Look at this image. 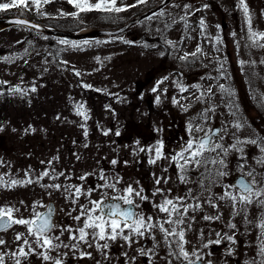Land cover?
Segmentation results:
<instances>
[{
	"label": "flooded vegetation",
	"instance_id": "flooded-vegetation-1",
	"mask_svg": "<svg viewBox=\"0 0 264 264\" xmlns=\"http://www.w3.org/2000/svg\"><path fill=\"white\" fill-rule=\"evenodd\" d=\"M195 1L193 0V4L199 5L188 23L191 31L198 29L199 26L203 28L198 22V16L203 14L202 6L205 9L206 3L215 2L218 7L221 6L218 0H199V3ZM235 3L234 24L236 25L233 37L226 32L228 25L226 14L221 16L223 39L216 42L215 39V41L206 39L204 35H196V37L190 35L191 42L190 45L186 44V52L177 51L178 56L185 59L186 67L190 71L187 75L183 72L173 73L174 83L171 88L168 90L166 88L167 77L158 78L159 73L154 72L140 83L137 91L127 93L119 104L111 103L107 106L108 111L111 112V117L107 116L110 123L105 130L100 131L105 135L110 146L107 151L110 158L103 159L104 163H100L104 165L101 169L107 173L84 174L81 176L83 179L79 177L71 185L67 183L69 177L66 180H57L60 181V185L63 184V194L69 196L73 211L77 210L75 216L69 215L61 221L62 230L58 242L63 243L60 237L63 236V231L68 230L71 236L70 246L74 250V256L67 259L68 263L264 264L262 248L256 253H238L242 250L241 241L244 233L241 230L244 229H249L254 241L264 246V229L260 227L264 223V208L256 203L255 195L252 196L254 202L251 205H245L239 202V199L234 202L230 198L231 195L239 198L244 194L239 187V177L244 176L249 183L254 179L256 183L252 184V187L255 192L264 188V174L255 170L251 171V175L239 170L230 174L226 172L227 166L244 165L243 160H251V163L247 161L246 165H264L258 162L264 159V151H262L264 150V77H260L261 72L255 70L253 73L250 72L247 78L243 77L245 84L242 85L237 54L227 48L231 43L236 47L237 44L241 46L247 43L246 46L251 48L252 52L264 51V39L261 38L264 36V0H249V4L245 0L249 9L247 15L251 17L250 26L239 0ZM208 10L206 9L205 12L207 13ZM242 24L245 25L243 31H241ZM199 31L200 29L197 30V34H200ZM253 33L256 35L253 36ZM147 49L156 50L157 47L149 46ZM226 58L238 75H234L235 82L239 81L235 85L231 84L229 73L222 70ZM251 76L258 78L252 81V78L248 79ZM247 79L249 82H246ZM227 101L234 112V119L229 117L231 116L229 112H226ZM220 118L223 121L229 118L228 121L232 123L230 127L235 128L233 142L222 137L224 126L222 127ZM245 130L249 133L244 132ZM202 140H207V144L203 155L197 157L199 160L197 164L191 160V152ZM190 141L194 142V147L186 151ZM251 141L256 143L248 146V142ZM77 143L79 144V141ZM217 145L219 147H216ZM91 146L96 147L97 143L94 142ZM210 148L215 150H208ZM186 159L187 163H185ZM94 165H98L97 153ZM106 185H115V187ZM129 186L140 193V196L133 194L131 197L134 201L133 206L125 204L120 199L127 195L125 189ZM102 187L105 189H101ZM76 188L80 189L79 194L76 193ZM141 196L146 199L142 200ZM92 200L100 203V208L95 211H92L94 208L90 203ZM166 200H172L178 211H172L173 205H166L169 212L160 211L158 206L164 205ZM59 204L65 206L61 200L55 201L50 198L42 209L43 211L51 206L54 213L52 222L54 227L45 234L56 227ZM82 206L88 210V215L104 217L109 221L116 219L121 223V227L124 220L119 212L130 209L146 220L150 217L154 227L151 230H144V236L133 234L131 243L120 236L116 240H100L93 234L99 229H86L88 233L86 241H81L78 229L83 227L87 216H81L79 221L75 217L80 216ZM110 208L111 212L117 215L111 216ZM34 219L35 217L32 220ZM168 220H182V223L169 224L166 222ZM159 224H163L169 231L177 233L182 231L184 240L181 241L179 236H169L166 240L164 232L158 227ZM31 227L36 231L35 225ZM227 229H233V238L238 236V242L234 238L228 243L235 245L237 253H218L226 245ZM108 231L110 233V229ZM124 234L128 235V229H124ZM73 236L77 239H72ZM193 236L196 238L194 239ZM18 243L17 245L20 244ZM210 243H212V253H208L206 248ZM65 244L64 242L62 245ZM105 244L106 248L101 247ZM181 246L189 254L188 259L180 254ZM141 249L147 254L142 255ZM64 250L65 248L60 246L58 254L48 261L49 264H55L57 260L61 262ZM32 255L30 249L29 258ZM24 264L30 262L26 261Z\"/></svg>",
	"mask_w": 264,
	"mask_h": 264
},
{
	"label": "rangeland",
	"instance_id": "rangeland-1",
	"mask_svg": "<svg viewBox=\"0 0 264 264\" xmlns=\"http://www.w3.org/2000/svg\"><path fill=\"white\" fill-rule=\"evenodd\" d=\"M134 1L118 0L117 6H137L112 14L127 20L160 0H148L146 4H136ZM235 1L218 0L220 7L216 2L206 3L207 8L202 6L203 14L198 16V22L204 21L203 28L199 26L193 31L188 23L199 5L193 4V0H171L155 13L163 11L164 16L153 14L151 20L144 18L117 35L70 40L59 36L46 38L43 32L31 31L25 26L0 31V81L4 82L0 83V209H12L14 219L32 220L36 218V214L41 213L48 199H59L65 203V206H57L55 229L45 234L52 239V248L36 243L37 237L28 232L31 225L16 224L0 231V240L5 242L0 245L4 264H16L17 260L20 264L26 261L30 264H49L48 261L58 254L60 246L65 248L61 264H70L67 259L74 256V250L70 246L71 236L68 230L63 231L60 238L66 244L62 245L63 243L58 242L59 233L62 230L61 221L69 215L75 216L77 210L73 211L69 196L63 194V184L59 190L48 186L59 184L60 181L57 180H66L67 177L70 179L67 183L71 185L84 174L105 173L101 169L104 165L100 163H104L103 159L110 158L107 153L110 146L100 131L105 130L110 123L111 112L107 106L111 103L119 104L127 93L137 91L140 83L154 72L159 73L158 78H168L165 80L167 90L174 83L173 73L183 72L187 75L190 69L177 51L186 52L185 46L191 42L190 35H204L206 39H215L216 42L223 39L222 14H226L228 19L226 32L233 37L236 25ZM97 2L98 0H89L91 4ZM246 2L249 4V0ZM0 3H11V0H0ZM259 4L258 1V6ZM14 8L0 11V15L12 14ZM206 9H209L207 13ZM16 10L15 14L27 16L30 10L34 13L38 11L41 21L55 23L64 30L108 27L104 25V20L109 17V11H80L68 0H51L48 3L40 0L39 7L30 2L27 8L17 6ZM199 29L200 34H197ZM244 29L245 25L242 24L241 31ZM151 39L155 41H150ZM62 40L69 43L62 44ZM222 45L225 46V43L222 42ZM246 45L247 43L241 46L237 44L236 47L231 43L227 46L239 59L242 85L245 84L243 77L247 78L255 70L261 72L263 76L260 77H264V51L252 52ZM149 46L157 49L148 50ZM225 61L222 70L229 73L232 85L239 83L235 82V76L238 75L231 62L229 63L228 58ZM251 78L253 81L258 77L251 76L248 79ZM248 79L246 82H249ZM86 85L89 87H85ZM33 88L35 91H32ZM226 112L234 119V112L228 101ZM228 119L223 121L220 118L222 127L224 126L221 135L233 142L236 131L230 127L232 123ZM93 141L97 143L96 147L91 146ZM250 144L248 142L247 145ZM96 153L97 166L94 165ZM247 161L251 163V160H243L244 165L227 166V174L236 170L245 174L254 170L264 174V165H246ZM45 171L49 175L42 177ZM28 180L32 183L12 184V181ZM241 231L244 233L241 252L235 250L234 244H228L234 238L238 242V236L233 238V229H227L226 245L218 253L250 254L264 248L254 241L249 229ZM17 235L21 236L20 240L16 239ZM17 242L20 244L17 245ZM211 245L212 243L206 246L208 253H212ZM21 248L28 253L31 249L33 255L30 258L19 255ZM45 255L49 257L44 260L46 262L43 261Z\"/></svg>",
	"mask_w": 264,
	"mask_h": 264
},
{
	"label": "snow or ice",
	"instance_id": "snow-or-ice-1",
	"mask_svg": "<svg viewBox=\"0 0 264 264\" xmlns=\"http://www.w3.org/2000/svg\"><path fill=\"white\" fill-rule=\"evenodd\" d=\"M35 3L37 5V7H39L40 4V0H11V3H0V11H4V10H8L10 8L13 7H23V8H27L29 3ZM45 3L51 2V0H44ZM69 3L74 4L76 8H78L80 11H92V10H98V11H109V12H123L128 10V8L131 7H136L137 5L133 4V5H126V6H117L118 4V0H98L97 3L95 4H91L89 3V0H68ZM148 2V0H137L138 4H146ZM240 2V6L243 8V11L245 12V14L247 15L249 12V9L247 7V4L245 3V0H239ZM187 7V6H185ZM205 7H207V5H205ZM75 15V13L73 14ZM154 15H159V16H164V12L161 11L158 14ZM149 20L152 19L151 16L148 17ZM183 19V17H182ZM201 25L204 24V21L201 20L200 21ZM248 23L249 26L251 25V17L248 16ZM253 36L256 35L255 33L252 34ZM262 39H264V36H261ZM60 43L62 44H68L69 41L67 40H62L60 41ZM85 43H88V41H85ZM193 55H195V53H193ZM243 63V62H242ZM77 75H80V73H76ZM0 83H4L3 81H0ZM85 87H89L88 85H86ZM156 89L154 88L153 91H155ZM32 91H35V88L32 89ZM81 115H83V113H79ZM237 127H239V125H237ZM199 130V129H197ZM251 143H256L255 141H251ZM207 144V140H202L199 142L198 147L195 148V150H193L191 152V160L195 161L197 164H199V160H197V157L202 156L203 152L205 150ZM194 147V142L190 141L187 145V150L189 149H193ZM216 147H219V145H217ZM208 150H215L214 148H210ZM264 151V150H262ZM157 156H159V150L157 149ZM152 163H155V161H151ZM188 160H185V163H187ZM259 163L264 164V159L258 161ZM113 163H115V161H113ZM213 163H215V161H213ZM221 163H223L221 161ZM49 173L47 171H45L42 174L43 176H48ZM62 175V174H61ZM249 175H251V173H249ZM41 177V178H42ZM53 179H55V177H53ZM81 179H83V177H81ZM17 183H32L31 180L28 181H22V182H18V181H12V184L15 185ZM157 183H159V181H157ZM256 181L253 179V181L251 183H245L243 180H241L239 182V187L242 190V192L244 193L243 195L239 196V198H237V196L231 195L230 198L232 201H237V199H239V202L245 204V205H251L253 204V199L252 196L255 195L257 197L256 203L259 204V206L261 208H264V199H260V197H264V188H260L259 190H256L254 192V189L252 187V184H255ZM107 187H112L114 188L115 185H106ZM48 187H53L57 190H59L61 188L60 184H53V185H49ZM76 193L79 194L80 193V189L76 188L75 189ZM127 195L120 197V199H122L124 201L125 204L129 205V206H133L134 205V201L131 198L133 196V194H135L136 196H140L139 192H135V190L129 186L125 189ZM90 195V193H89ZM141 199H146V197L141 196ZM90 203L94 206V208L92 209V211H95V209L100 208V203L98 201L92 200L90 201ZM166 205H173L172 211H178V209L175 207V205L173 204L172 200H166L164 205H159L158 207L160 208V211L162 212H169V208ZM12 209H0V225H3L4 228H7L9 226H11L12 224H19V225H36V231H33L32 227H28V232L30 234H33L37 237L36 239V243L37 244H41V246L43 245H47L49 248L54 247L53 243H52V239L49 238L47 235H45V233L47 231H50L54 225H52L50 223L49 217L51 215V209H49V214L48 216H44L43 214H36V219L34 220H25V219H14L12 216ZM87 216V219L84 222L83 227L78 229L79 232V240L81 241H86V237L88 236V233L85 231L86 229H99L98 232L94 231V236H98V238L100 240H105V239H111V240H116L118 236L122 237L126 242L131 243L132 242V236L133 234L137 235V236H144L145 235V231L144 230H151L154 225L150 222L151 218L149 217L147 220L135 213L132 210H125V211H121L119 212V215L123 217V227H121V223L119 221H117L116 219H111L106 220L104 219V217H100V216H92V215H88V210L84 209L82 206V210H81V214L80 216L75 217L76 220H80L81 216ZM110 215L111 216H115L117 215V213L115 212H111V208H110ZM6 218V219H5ZM43 220L42 223H37V221L39 220ZM204 219H210V217H204ZM167 223L171 224V223H182L181 221H172V220H168L166 221ZM158 227L160 228V230L162 232H164L165 234V239L167 240V238L169 236H179L180 240L183 241L184 240V233L181 232H175V231H169L168 229L164 228L163 224H159ZM233 227H235L233 225ZM260 227L262 229H264V223H262L260 225ZM128 229V235L124 234V229ZM110 229V233L109 230ZM71 231V230H70ZM17 240L21 239L20 235L16 236ZM58 239V237H57ZM72 239H77V237L73 236ZM231 239V238H230ZM218 242V241H217ZM5 242L3 240H0V245L4 244ZM25 243H27V241H25ZM101 247H107V245H103ZM141 254L142 255H146L147 253L141 249ZM262 254H264V249L261 250ZM180 254L183 255V257L185 259H188V253L186 251H184L183 247H180ZM14 256L16 255L15 253L13 254ZM19 255L27 257L29 255L28 252H25L23 250V248H21ZM45 259H49V257L47 255L44 256ZM197 259H199V257H197ZM0 264H4V254L0 253ZM16 264H20V261L17 260ZM55 264H61V262L59 260L55 261ZM191 264V262H190Z\"/></svg>",
	"mask_w": 264,
	"mask_h": 264
},
{
	"label": "water",
	"instance_id": "water-1",
	"mask_svg": "<svg viewBox=\"0 0 264 264\" xmlns=\"http://www.w3.org/2000/svg\"><path fill=\"white\" fill-rule=\"evenodd\" d=\"M169 1L170 0H162L157 5L150 7L146 11L132 17L131 19H129L122 25L115 27V28L91 27L86 30L70 31V30H63V29H60L54 26L45 25V24H42L40 22L34 21L30 18L20 16V15H0V30H3L5 28H8L14 25H25V26L37 29L39 31L48 33L50 35L59 36V37L72 39V40L95 38V37L105 36V35H117L129 29L131 26H133L134 24H136L143 18L155 13L156 11L164 7L167 3H169ZM239 180L240 181L243 180L245 183H249L244 176L239 177ZM49 209L52 210L51 215L49 217L50 223L52 224L54 213H53V209L51 206H49V208H47L46 210L42 211L40 214H43L44 216H48ZM42 222H43L42 219L37 221L38 224ZM7 228H4L3 225H0V231L5 230ZM184 264H190V262H185ZM191 264H197V263L191 262Z\"/></svg>",
	"mask_w": 264,
	"mask_h": 264
},
{
	"label": "trees",
	"instance_id": "trees-1",
	"mask_svg": "<svg viewBox=\"0 0 264 264\" xmlns=\"http://www.w3.org/2000/svg\"><path fill=\"white\" fill-rule=\"evenodd\" d=\"M137 2V0H135L134 1V3H136ZM137 4V3H136ZM14 8V7H13ZM17 7H15L13 10L14 11H12L11 13H16L17 12ZM16 10V11H15ZM140 11H138V12H136L135 14H137V13H139ZM27 13V12H26ZM28 14H29V17H31V18H33V19H36V20H39V21H41L40 20V15H39V12L37 11V12H32L31 10L30 11H28ZM114 14V13H113ZM112 14V12H109L108 13V16L109 17H107L105 20H104V25H107L108 27H115V26H118V25H120V24H122L123 22H125L126 21V19H124L123 17H121V18H119V17H116L115 15H113ZM134 14V15H135ZM41 22H43V21H41ZM45 23H47V24H50V25H53V26H58L57 24H55V23H52V22H45ZM101 24H103V23H101ZM13 28V27H12ZM29 30H31V31H36V30H34V29H32V28H28ZM77 29H79V28H72V30H77ZM44 36L47 38H51V36L50 35H45L44 34Z\"/></svg>",
	"mask_w": 264,
	"mask_h": 264
}]
</instances>
